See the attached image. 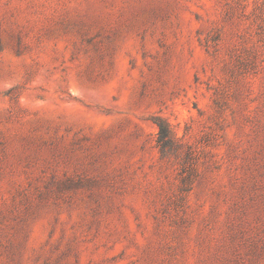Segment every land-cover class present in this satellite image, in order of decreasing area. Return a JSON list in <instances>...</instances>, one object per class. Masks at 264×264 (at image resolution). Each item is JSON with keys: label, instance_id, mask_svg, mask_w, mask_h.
Returning <instances> with one entry per match:
<instances>
[{"label": "rangeland", "instance_id": "rangeland-1", "mask_svg": "<svg viewBox=\"0 0 264 264\" xmlns=\"http://www.w3.org/2000/svg\"><path fill=\"white\" fill-rule=\"evenodd\" d=\"M0 264H264V0H0Z\"/></svg>", "mask_w": 264, "mask_h": 264}, {"label": "trees", "instance_id": "trees-1", "mask_svg": "<svg viewBox=\"0 0 264 264\" xmlns=\"http://www.w3.org/2000/svg\"><path fill=\"white\" fill-rule=\"evenodd\" d=\"M157 126L159 127V132L162 134V137H168L169 138V131L166 127V125L162 122H157L156 121Z\"/></svg>", "mask_w": 264, "mask_h": 264}]
</instances>
